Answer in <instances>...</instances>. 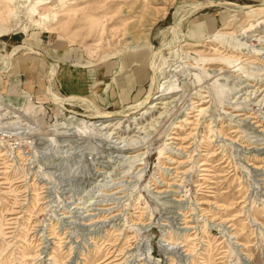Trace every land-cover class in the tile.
I'll list each match as a JSON object with an SVG mask.
<instances>
[{
    "label": "rangeland",
    "instance_id": "obj_1",
    "mask_svg": "<svg viewBox=\"0 0 264 264\" xmlns=\"http://www.w3.org/2000/svg\"><path fill=\"white\" fill-rule=\"evenodd\" d=\"M0 106V264H264V0H0Z\"/></svg>",
    "mask_w": 264,
    "mask_h": 264
},
{
    "label": "bare ground",
    "instance_id": "obj_2",
    "mask_svg": "<svg viewBox=\"0 0 264 264\" xmlns=\"http://www.w3.org/2000/svg\"><path fill=\"white\" fill-rule=\"evenodd\" d=\"M260 4V3H259ZM173 30V29H172ZM13 52V51H12ZM9 54V53H8ZM50 75V74H49ZM53 75V74H52ZM50 78V77H49ZM0 108H4L3 106H0ZM7 115H3L2 117H6ZM13 117H17L18 115H16V114H13L12 115ZM21 116H22V114H21ZM24 116V115H23ZM24 121V118L23 119H21V121H17L16 123L15 122H12V123H10V122H6L5 123V125H6V128H9V129H18V128H21L22 129V131L21 132H24L25 131V129H24V126L23 125H25L26 123L24 122V123H22V124H20L21 122H23ZM110 124V122H107V121H105V122H103V126L105 127V126H107V125H109ZM28 127V126H27ZM30 132V130L28 131V132H26V133H29ZM32 132V131H31ZM17 154L16 155H18L20 152L19 151H17L16 152ZM6 157H7V153L5 152V151H3V150H1L0 149V190H2V189H5V188H8V187H6L4 184H6L7 182L5 181V179H6V177H7V172H8V170L7 169H5V163H6ZM10 160V159H9ZM14 179V178H13ZM21 181H24V179L23 180H17V181H14V183L15 182H21ZM9 186V185H8ZM13 190V189H12ZM1 192V191H0ZM3 193V192H2ZM22 202H24V201H22ZM13 204V203H12ZM23 204L24 203H19V206H16V208L17 209H20V208H22V206H23ZM10 210V209H9ZM18 212H20V210H17V211H14V213H18ZM8 213V212H7ZM13 217H15V216H13ZM9 219H12V218H9ZM12 223V222H11ZM9 232H11V231H9ZM33 232V231H32Z\"/></svg>",
    "mask_w": 264,
    "mask_h": 264
},
{
    "label": "crops",
    "instance_id": "obj_3",
    "mask_svg": "<svg viewBox=\"0 0 264 264\" xmlns=\"http://www.w3.org/2000/svg\"><path fill=\"white\" fill-rule=\"evenodd\" d=\"M260 4H261V3H260ZM20 111H21V110H20ZM23 114H24L25 116H27V114H26V113H24V112H23Z\"/></svg>",
    "mask_w": 264,
    "mask_h": 264
}]
</instances>
